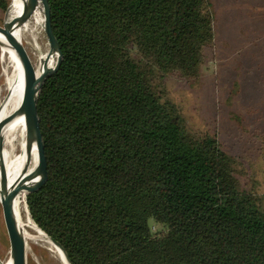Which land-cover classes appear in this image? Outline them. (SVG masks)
<instances>
[{
	"label": "trees",
	"instance_id": "1",
	"mask_svg": "<svg viewBox=\"0 0 264 264\" xmlns=\"http://www.w3.org/2000/svg\"><path fill=\"white\" fill-rule=\"evenodd\" d=\"M49 2L63 61L38 101L49 182L27 196L34 223L71 264H264L257 179L166 86L199 78L211 2Z\"/></svg>",
	"mask_w": 264,
	"mask_h": 264
},
{
	"label": "rangeland",
	"instance_id": "2",
	"mask_svg": "<svg viewBox=\"0 0 264 264\" xmlns=\"http://www.w3.org/2000/svg\"><path fill=\"white\" fill-rule=\"evenodd\" d=\"M11 1L0 0V25ZM209 1L215 17L214 45L206 50L199 78L181 79L173 75L166 78L169 98L181 109L190 126L215 134L228 153L238 156L248 170V177L256 178L259 191L264 192V143L257 137L264 135V0ZM1 3L7 5L5 10ZM10 10L8 19L13 20L22 7L15 5L14 11L12 6ZM17 32L25 45L26 25ZM41 32V44L49 50L46 34L43 29ZM26 48L31 49L28 43ZM11 73L9 56H3L0 47V99ZM23 219L25 224H35L25 210ZM152 229L156 232L159 226L152 225ZM26 230L37 238L27 245V264H58L50 242L40 239V234L31 227ZM0 260H10L1 203Z\"/></svg>",
	"mask_w": 264,
	"mask_h": 264
},
{
	"label": "water",
	"instance_id": "3",
	"mask_svg": "<svg viewBox=\"0 0 264 264\" xmlns=\"http://www.w3.org/2000/svg\"><path fill=\"white\" fill-rule=\"evenodd\" d=\"M39 6L42 8L44 15L45 22L43 30L49 43V56L50 58L57 57L56 64L52 67H48L41 78L37 76V71L30 58L28 49L16 36L17 30L27 24ZM0 37L5 41V43L0 42V47L2 49L7 48L14 53L22 67L25 80L24 96L20 108L14 115L0 122V203L2 205L5 228L10 244V262L11 264H27V242L25 241L17 223L15 202L22 193H35L43 189L49 182L46 144L41 130V118L38 113V101L45 82L59 70L63 61V54L52 27L49 0H40L36 4L31 2V5H27L26 3L23 14L16 19L9 20L8 17H5L3 24L0 25ZM21 115H24L26 120L28 138L32 137L37 142L39 148V160L36 169L32 171V173L27 175V177H23L19 182L11 184L2 159L4 151V137L2 133L8 123ZM39 179L40 183L36 187L35 184L39 181ZM29 181L31 184L26 185ZM38 229L47 240L51 241V243H53L57 248L61 249L67 261L71 264L64 248L58 242L48 237L39 227Z\"/></svg>",
	"mask_w": 264,
	"mask_h": 264
},
{
	"label": "bare ground",
	"instance_id": "4",
	"mask_svg": "<svg viewBox=\"0 0 264 264\" xmlns=\"http://www.w3.org/2000/svg\"><path fill=\"white\" fill-rule=\"evenodd\" d=\"M39 1L40 0H33V1L12 0L11 5L7 11L6 17L9 16V12L11 11L10 10L11 6L13 11L15 5L22 7V11H20V13L17 16L13 17V19H16L23 14L26 7V3L27 5H31V2L36 4ZM44 22L45 21H44L42 8L39 6L35 14L26 24L27 38H26V42H24L26 44L25 45L23 44L24 46H26L28 43V45H30L31 47V49L28 50V52L35 66V69L37 67L36 70L37 76H39V73L41 71L43 59L45 58L46 54L49 51L48 49H45L41 44V35H42L41 30L44 27ZM16 36L22 42L23 39L19 36L18 32H16ZM0 42L5 43V41L1 37H0ZM2 53L3 56L5 54L9 56V62L12 67V73L11 75L7 76L6 85L4 89H2L1 91L2 94L0 99V122L11 117L16 113V111H18L23 101L24 89H25L24 74L18 59L16 58L14 53L7 48L2 49ZM7 100H8L7 106L5 107ZM2 135L4 137V151H3L2 159L10 183L14 184L19 182L23 177H27L29 166L34 158L36 161L39 160V148L36 140L32 137L28 138L27 136L26 120L24 115L18 116L14 118L10 123H8L4 128ZM39 183H40V179L35 184V186L37 187ZM30 184H31L30 181L28 182V184L26 183V185H30ZM0 189H1V179H0ZM29 194L31 193H27V192L22 193L15 202V214L17 218V223L19 225V228L22 232L25 241L27 242V245L29 244L30 241L37 240L36 237L31 235L26 230L27 227H31V229H33L38 234H40L39 235L40 239H44L50 242V245H52V252L55 254L58 264H69L61 249L57 248L53 243H51V241L47 240L35 224L24 223L23 211L25 210V212L28 214L27 196ZM30 221L31 219H29V222ZM0 264H11V262L10 260L8 262L5 261L2 262L0 260Z\"/></svg>",
	"mask_w": 264,
	"mask_h": 264
}]
</instances>
